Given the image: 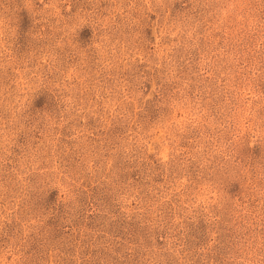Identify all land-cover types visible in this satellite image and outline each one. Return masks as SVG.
Masks as SVG:
<instances>
[{
	"label": "rangeland",
	"instance_id": "1",
	"mask_svg": "<svg viewBox=\"0 0 264 264\" xmlns=\"http://www.w3.org/2000/svg\"><path fill=\"white\" fill-rule=\"evenodd\" d=\"M0 264H264V0H0Z\"/></svg>",
	"mask_w": 264,
	"mask_h": 264
}]
</instances>
